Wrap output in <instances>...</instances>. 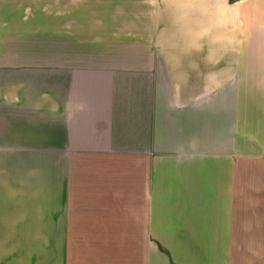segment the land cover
I'll use <instances>...</instances> for the list:
<instances>
[{"label":"crops","instance_id":"0c3cea01","mask_svg":"<svg viewBox=\"0 0 264 264\" xmlns=\"http://www.w3.org/2000/svg\"><path fill=\"white\" fill-rule=\"evenodd\" d=\"M78 12L0 0V264H264V98L237 94L264 84L79 51Z\"/></svg>","mask_w":264,"mask_h":264},{"label":"rangeland","instance_id":"374dc122","mask_svg":"<svg viewBox=\"0 0 264 264\" xmlns=\"http://www.w3.org/2000/svg\"><path fill=\"white\" fill-rule=\"evenodd\" d=\"M78 6L79 51L232 52L238 75L225 81L254 88L264 84V0H78ZM147 62L140 60L143 66ZM205 93L209 98L229 91ZM237 94L239 99L264 98L260 89Z\"/></svg>","mask_w":264,"mask_h":264}]
</instances>
